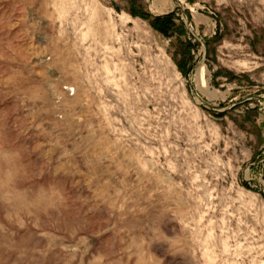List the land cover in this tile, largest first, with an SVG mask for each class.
Masks as SVG:
<instances>
[{
	"label": "rangeland",
	"instance_id": "1",
	"mask_svg": "<svg viewBox=\"0 0 264 264\" xmlns=\"http://www.w3.org/2000/svg\"><path fill=\"white\" fill-rule=\"evenodd\" d=\"M0 264H264V0H0Z\"/></svg>",
	"mask_w": 264,
	"mask_h": 264
},
{
	"label": "trees",
	"instance_id": "2",
	"mask_svg": "<svg viewBox=\"0 0 264 264\" xmlns=\"http://www.w3.org/2000/svg\"><path fill=\"white\" fill-rule=\"evenodd\" d=\"M129 12L132 17H139L148 21L150 27L159 32L162 36L170 37L173 32L178 31L172 13L160 17H152L148 13H145L142 10H136L135 8H132ZM187 46L189 48L194 47L190 43H188Z\"/></svg>",
	"mask_w": 264,
	"mask_h": 264
},
{
	"label": "bare ground",
	"instance_id": "3",
	"mask_svg": "<svg viewBox=\"0 0 264 264\" xmlns=\"http://www.w3.org/2000/svg\"><path fill=\"white\" fill-rule=\"evenodd\" d=\"M202 72H203V70H200V72L197 73V81H198V80L200 81L201 77H203V76H202ZM204 75H205V74H204ZM201 81H202V79H201ZM204 81H205V80H204ZM204 83H205V82H204ZM200 84H201V86H203V85L207 84V82H206L205 84H203V85H202V82H201ZM205 86H207V85H205ZM205 86H204V87H205Z\"/></svg>",
	"mask_w": 264,
	"mask_h": 264
}]
</instances>
